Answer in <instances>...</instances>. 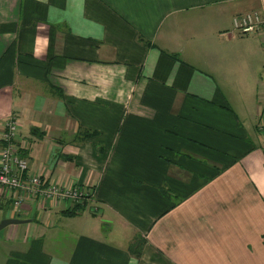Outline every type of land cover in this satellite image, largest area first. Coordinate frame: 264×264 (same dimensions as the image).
<instances>
[{
    "label": "crops",
    "instance_id": "1",
    "mask_svg": "<svg viewBox=\"0 0 264 264\" xmlns=\"http://www.w3.org/2000/svg\"><path fill=\"white\" fill-rule=\"evenodd\" d=\"M255 11L0 0V119L32 173L95 186L72 214L12 212L0 189V222L26 220L0 230V264H264V30L234 26Z\"/></svg>",
    "mask_w": 264,
    "mask_h": 264
},
{
    "label": "built area",
    "instance_id": "2",
    "mask_svg": "<svg viewBox=\"0 0 264 264\" xmlns=\"http://www.w3.org/2000/svg\"><path fill=\"white\" fill-rule=\"evenodd\" d=\"M234 26L242 33L258 32L264 30V17L256 11L248 12L235 17ZM262 45L264 47V35ZM20 126L16 115L0 119V189L14 193L12 212L21 210L24 202L29 199L43 205H61L66 210L76 212L82 206L92 203L94 185L84 186L73 180L61 183L49 174H35L30 171ZM258 129L264 135V113L258 122Z\"/></svg>",
    "mask_w": 264,
    "mask_h": 264
},
{
    "label": "water",
    "instance_id": "3",
    "mask_svg": "<svg viewBox=\"0 0 264 264\" xmlns=\"http://www.w3.org/2000/svg\"><path fill=\"white\" fill-rule=\"evenodd\" d=\"M26 220L24 219H20V218H5L0 222V230L4 229L6 226H8L9 224H13V223H21L24 222Z\"/></svg>",
    "mask_w": 264,
    "mask_h": 264
},
{
    "label": "trees",
    "instance_id": "4",
    "mask_svg": "<svg viewBox=\"0 0 264 264\" xmlns=\"http://www.w3.org/2000/svg\"><path fill=\"white\" fill-rule=\"evenodd\" d=\"M82 207H83V206H82ZM82 207H81V208H82ZM81 208H80V209H81ZM82 209H83V208H82ZM67 212H68L69 214H72V213H74V212H76V211H70V210H67Z\"/></svg>",
    "mask_w": 264,
    "mask_h": 264
},
{
    "label": "rangeland",
    "instance_id": "5",
    "mask_svg": "<svg viewBox=\"0 0 264 264\" xmlns=\"http://www.w3.org/2000/svg\"><path fill=\"white\" fill-rule=\"evenodd\" d=\"M88 209V208H87Z\"/></svg>",
    "mask_w": 264,
    "mask_h": 264
}]
</instances>
